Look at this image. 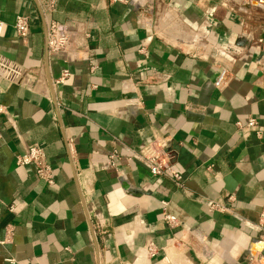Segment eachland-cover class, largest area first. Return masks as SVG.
I'll use <instances>...</instances> for the list:
<instances>
[{
  "label": "crops",
  "instance_id": "obj_1",
  "mask_svg": "<svg viewBox=\"0 0 264 264\" xmlns=\"http://www.w3.org/2000/svg\"><path fill=\"white\" fill-rule=\"evenodd\" d=\"M253 1L0 0V55L18 68L0 76V264H261L249 254L264 242V0ZM52 20L72 38L48 65ZM249 36L255 50L239 55ZM252 117L261 138L237 125ZM155 138L184 187L134 157ZM35 144L53 185L17 163Z\"/></svg>",
  "mask_w": 264,
  "mask_h": 264
},
{
  "label": "built area",
  "instance_id": "obj_2",
  "mask_svg": "<svg viewBox=\"0 0 264 264\" xmlns=\"http://www.w3.org/2000/svg\"><path fill=\"white\" fill-rule=\"evenodd\" d=\"M107 4H124L127 5L131 0H103ZM51 5L54 7L55 0H51ZM15 28L20 36L26 37L30 33L29 19L25 16H18ZM89 37V34L86 35ZM72 34L66 23L58 20H52L48 23L47 27V46L49 57L59 55L62 51L69 48ZM95 65L91 64V69H94ZM18 73V68L0 55V76H9ZM228 72H225L219 79L218 85L221 86L229 79ZM71 77V71L68 67L62 68L59 76L55 79V85L64 84ZM240 128H249L256 132L259 138L262 137V128L258 125L255 118H250L247 126L243 127L240 122L237 123ZM135 158L140 159L146 164L149 172L156 177H165L168 180L174 182L179 188L184 187V176L178 172L170 163L164 144L158 138H155L147 146L133 152ZM119 156L115 151L108 157V163L112 167H115V160ZM47 155L43 147L38 144L32 145L26 153L17 157V163L19 165H34L36 168V174L38 177L46 181L48 184L53 185L55 182V174L51 164L47 162ZM210 211L225 212L229 210V207L221 202L210 200L207 202ZM261 217L264 218V210L261 213ZM165 219L171 223L176 224L177 218L173 215L166 214ZM147 252L151 258L158 256L159 251L154 243L147 245ZM8 264H18V262L10 258L7 260Z\"/></svg>",
  "mask_w": 264,
  "mask_h": 264
},
{
  "label": "water",
  "instance_id": "obj_3",
  "mask_svg": "<svg viewBox=\"0 0 264 264\" xmlns=\"http://www.w3.org/2000/svg\"><path fill=\"white\" fill-rule=\"evenodd\" d=\"M261 2H262V0L258 1V2L257 1H253L252 3L254 5H256V6H260ZM46 33H47V28H46ZM252 42H253L252 36H249V40L239 39L238 44L242 48L239 50L238 54L241 55V54H244V53H246V52H248L250 50H255V48H253V46H252ZM258 51H259V58L264 57V43L259 45V50ZM46 60H47V64L49 65L48 46H47V51H46ZM50 81H51V84H52V76L51 75H50ZM89 219H90V223H91V229H92V233H93L94 244H95V247H96L97 252L99 254L98 240H97L96 232H95V229L93 227L92 220H91L90 216H89ZM258 252L260 253L259 261H260L261 264H264V242L254 241V242H252V244H251V246L249 248V254H250L251 257H255ZM99 256H100V254H99Z\"/></svg>",
  "mask_w": 264,
  "mask_h": 264
}]
</instances>
